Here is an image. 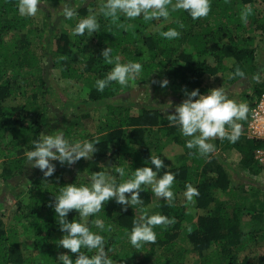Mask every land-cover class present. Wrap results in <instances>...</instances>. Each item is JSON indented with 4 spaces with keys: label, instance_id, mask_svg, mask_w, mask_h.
I'll list each match as a JSON object with an SVG mask.
<instances>
[{
    "label": "trees",
    "instance_id": "trees-1",
    "mask_svg": "<svg viewBox=\"0 0 264 264\" xmlns=\"http://www.w3.org/2000/svg\"><path fill=\"white\" fill-rule=\"evenodd\" d=\"M61 1L44 0V4L56 5ZM17 4L18 0H0V178L3 190H20L9 222L2 210L4 204L0 203V264H56L59 254L69 252L57 244L65 233L50 206L55 203L59 188L72 183L87 184L89 175L118 165L125 167L127 179L137 168L148 166L146 161L151 155L164 161L163 152L171 145L181 147L182 153L176 154L175 163L165 164L158 175L167 170L176 174L173 200L166 202L161 198L159 207L153 210L155 196L151 186L142 185V206L129 205L124 211L125 206L109 200L99 213L88 218L90 229L105 236L106 251L111 248L113 264H188L189 245L199 257L198 264H264V185L256 181L264 175V167L255 160L264 141L242 134L235 143L217 137L209 142L215 144L220 155L214 151L204 156L185 146L189 137L169 124L166 111L156 106L129 104L126 100L117 103L116 97L128 89L127 85L113 82L103 92L95 87V81L104 78L113 67L103 61L101 53L105 47H112V55L119 56L121 63H141L139 79L144 83L152 72L159 71L158 79H174L185 88H198L206 94V77L228 73L231 84L255 77L259 63L252 34H264V0H211L208 16L196 20L187 11H173L171 7L169 18H161V22L142 18L128 21L121 17L128 25L126 30L102 16L99 32L93 33L97 49L93 52L82 50L81 44L67 33L56 34L50 12L38 10L36 16L43 15L38 28L36 16L20 15ZM245 5L253 9L246 24L240 19ZM88 9L80 8L78 14L87 16ZM169 28H175L180 36L171 40L161 37L160 32ZM39 31L41 37L36 34ZM45 31L51 34L46 42H40L38 39ZM74 49L88 55L79 67ZM47 56L51 69L59 71L64 79L83 82L88 89L84 105L103 104L106 120L98 136L88 132L91 125L84 126L83 119L90 117L88 113L74 109L70 118L64 113L60 120L56 116L57 101L50 102L53 92L44 68ZM237 67L245 73L243 77L234 75ZM255 92L257 99L264 92V81ZM65 107L68 109L69 104ZM51 114L57 117L55 125L61 126L57 130H64L70 140L95 138L99 143L90 161L81 158L70 166L53 162L54 175L44 177L39 169L27 164L25 153L32 150V141L38 140L41 133L51 134ZM228 152L238 154L236 165L224 161L221 154ZM234 175H245L253 182H242ZM188 183L199 191L193 201L184 196ZM24 192L26 200L21 197ZM183 200L185 203H181ZM145 211L174 218L175 223L155 226L156 241L135 248L128 236L133 222ZM73 218L78 219L76 210L67 217L70 221ZM95 219L103 221V230L92 223ZM245 221L256 222L259 227L248 228ZM190 223L193 226L187 230ZM21 234L31 238V255L24 253ZM249 246L253 252L247 254ZM82 251L91 255L95 250ZM71 255L75 259L78 254Z\"/></svg>",
    "mask_w": 264,
    "mask_h": 264
},
{
    "label": "clouds",
    "instance_id": "clouds-1",
    "mask_svg": "<svg viewBox=\"0 0 264 264\" xmlns=\"http://www.w3.org/2000/svg\"><path fill=\"white\" fill-rule=\"evenodd\" d=\"M44 0H18L17 9L20 15L35 16L40 10ZM171 10H185L193 20L208 16L211 11V0H101L99 14L108 18L117 27L127 29L128 25L121 21L142 18L144 21H153L163 18L167 20ZM61 15L65 20H71L78 16V7L73 0H62ZM253 9L250 5L240 12L243 23L248 22ZM101 24L98 20L97 11L89 8L88 15L78 19L73 28V35H85L91 37L98 33ZM164 39H175L180 32L175 28H169L160 32ZM113 48L105 47L101 55L103 61L113 65L104 78L95 81L97 91L103 92L113 82L126 86L141 72L142 64L137 61L121 63L119 56H113ZM234 75L243 77L245 73L237 67ZM167 79L161 82V87H166ZM185 99L177 106L173 114H167L170 125L177 126L184 137L188 149H197L204 156L215 151V144L209 142L210 138L227 139L235 143L240 135L242 125L240 121L246 120L249 107L246 103L231 99L223 88L210 89L206 94L200 90L188 91L185 88ZM168 104H171L169 102ZM172 107V104H171ZM170 108V107H169ZM167 111V110H166ZM99 141L95 138L89 140H70L64 130H57L51 134H40L38 140L32 141L33 148L25 153L27 164L32 168L39 169L44 177H52L56 171L53 162L72 165L81 158L90 159L98 151L96 145ZM148 166L137 168L132 174L124 179L126 172L123 166H113L111 169L93 173L87 184H68L60 187L55 194V203L50 205L54 208L59 221V227L65 234L57 241L59 247L69 250L61 253L56 259V264H113L109 253L106 251L105 236L90 229L88 218L99 213L105 202L114 200L117 204L125 206H142L143 200L140 193L142 185H150L152 193L157 198H163L166 202L174 199L173 184L176 174L166 171L158 175L165 167L160 156L151 155L146 161ZM151 165V166H149ZM129 194V195H126ZM199 195L197 187L191 183L185 185L184 196L187 201H193ZM72 210L78 212V219H67ZM92 223L99 229H104L101 219H95ZM175 223L174 218L162 214L149 215L146 211L139 219L133 222L128 239L135 248H140L144 243H154L157 234L154 231L157 225H169ZM88 252L95 250L89 255ZM78 254L73 259L71 254Z\"/></svg>",
    "mask_w": 264,
    "mask_h": 264
},
{
    "label": "rangeland",
    "instance_id": "rangeland-1",
    "mask_svg": "<svg viewBox=\"0 0 264 264\" xmlns=\"http://www.w3.org/2000/svg\"><path fill=\"white\" fill-rule=\"evenodd\" d=\"M75 2L76 6L78 7V11L80 8L87 7L91 8L98 13V20L103 16L99 14V6L101 3V0H73V3ZM94 4V5H93ZM40 10H46L50 12L51 14V25L52 28L55 30L54 32L58 35L62 33H67L70 36H72L74 41H77L81 44V49H85V51L93 52L96 49L95 42L92 41L93 35L91 37H88L87 34L85 35H73V28L75 27L76 23L78 22V19L85 17L84 15L78 14L77 17L71 19V20H65L63 16L60 13V10H62V1L57 3L56 5L49 4V3H43L42 5L38 6ZM264 9V5L262 6ZM261 7V8H262ZM39 17L36 15V26L39 28L42 25V19L43 15L40 16L38 13ZM88 15V14H87ZM161 22V20H157ZM38 34L40 37L42 36L39 33ZM50 31H45L43 34L42 38H39L38 40L40 42H46V38L50 35ZM254 35L255 39L253 42V48L257 52V63H259V66L256 70V75L255 77H250L248 79L242 80L237 82L236 84H231L229 82V75L228 73L225 74H219L213 77H206L204 79V85L207 88V91L213 88H220L222 87L224 92L228 95H230L231 99H235L238 102H243L246 103L249 107V112L250 108L252 107V104H254L256 100V92L255 89L256 87H259V84L264 81V34L259 32ZM73 55L77 60V67L80 66V62L83 61L84 59L86 60L87 58V52L83 53L80 52L79 49H74L73 50ZM50 56H47L45 58V74H46V81L48 82V87L52 90L53 96H51V103L57 101L56 103V110L59 112V114L56 116L60 118V114H65L68 115L69 118L71 115L74 113V109H77L81 111L83 114L88 113L90 117L84 118V126L91 125L90 128H88V132L90 134H93L95 136H98V130L104 126V120H106L105 115H106V110L103 108V104L99 105H84L82 102L83 100L87 99V92L88 89H86L85 85H83V82H78L74 80H66L64 79L59 71L53 70L51 62L49 60ZM47 68V69H46ZM159 71L152 72L150 76L148 77L149 80L141 81L139 77L141 76V73H139L134 80L130 81L127 86L128 89L126 91L119 92L120 94L116 97L115 101L117 103L128 102L129 104H134V105H150V106H156L164 111H166L165 116L167 114H173L175 111V106L179 105L186 97L184 95L185 87L179 85L176 80L174 79H168L166 77L164 78H156L158 77ZM167 79L169 81L168 85L166 87H161V82L163 80ZM188 91H191V89L186 88ZM228 92H231L228 93ZM171 102V104H168ZM64 103V104H63ZM65 104H69V107L64 108ZM170 107V108H169ZM249 112L247 115V119L240 121L242 125L241 129V134L243 136L246 135L247 131V123H248V118H249ZM53 116L52 114L50 115V122H51V130L52 132L56 131L61 126H56V119L57 117ZM62 130V129H61ZM51 132V133H52ZM87 132V133H88ZM101 135V133H100ZM216 138H210V140H213ZM216 153H219L218 151H215ZM181 154L182 150L181 147L177 145H171L169 147H166L164 152H163V159H164V164L169 165L170 163H175L177 159L176 154ZM215 153V154H216ZM223 157L224 161L227 162L228 164H233L236 165L238 163V154L236 152H228L225 153V155L221 154ZM90 159H85V161H90ZM1 166L2 164L0 163V173H1ZM38 170V169H37ZM239 171V170H238ZM88 172V171H87ZM86 174V173H85ZM89 175V174H88ZM91 175H89L90 177ZM236 179H239V177L243 180L242 182L246 183H252L253 181L247 178L245 175L244 177H241L240 175L235 176ZM257 183L260 186L264 185V175L260 176L259 178H256ZM3 181L2 178H0V203L4 204V207L2 210L6 211V221L9 222L14 214V210L16 207L15 204V199L19 196V191H5L3 190ZM27 189V187H26ZM5 191V192H4ZM25 193V192H24ZM24 200L27 198V193L21 196ZM161 198L155 197L153 199L154 201V206H152L151 209L155 210L159 207V202ZM181 203H185V200L181 201ZM122 208V207H121ZM152 214V213H151ZM200 214H204L203 211L200 212ZM246 220H249L246 219ZM194 220L191 222L193 223ZM191 223L187 226V230H189L193 224ZM245 224L248 226L253 225L256 226L257 223L252 222V221H245ZM184 225H186V222H184ZM258 226V225H257ZM259 227V226H258ZM21 243L23 245V248L25 249L24 253L27 255H31L33 251L32 247V241L29 236L26 234H21L20 236ZM189 245V244H188ZM189 248V252L187 253L186 260L188 264H198L199 263V257L197 253L189 246H186ZM253 247L249 246L247 249V254H250L253 252Z\"/></svg>",
    "mask_w": 264,
    "mask_h": 264
},
{
    "label": "built area",
    "instance_id": "built-area-1",
    "mask_svg": "<svg viewBox=\"0 0 264 264\" xmlns=\"http://www.w3.org/2000/svg\"><path fill=\"white\" fill-rule=\"evenodd\" d=\"M246 135L264 141V92L250 109ZM255 160L264 167V147L256 151Z\"/></svg>",
    "mask_w": 264,
    "mask_h": 264
}]
</instances>
